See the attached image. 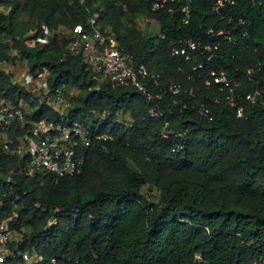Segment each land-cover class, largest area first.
<instances>
[{
  "label": "trees",
  "instance_id": "obj_1",
  "mask_svg": "<svg viewBox=\"0 0 264 264\" xmlns=\"http://www.w3.org/2000/svg\"><path fill=\"white\" fill-rule=\"evenodd\" d=\"M154 1L0 0V98L29 102V120L58 119L2 63L26 62L34 73L47 68L51 89L69 98L64 120L113 135L83 148L82 172L61 178L27 174L24 159L0 140V222L24 230V248L63 262L198 264L200 255L207 264H257L264 258V0H236L219 11L216 0H175L173 12L170 3L153 10ZM139 14L157 21L159 34L140 29ZM94 17V27L113 34L134 66L147 67V87L161 97L113 88L82 52H70L73 29L92 32ZM221 29L235 40L219 36ZM45 30L49 44H25ZM176 47L190 58L173 54ZM212 70L239 83L242 116L226 103L222 84L206 83ZM257 90L256 104L245 98ZM155 105L158 117L150 115ZM29 127H14L10 148Z\"/></svg>",
  "mask_w": 264,
  "mask_h": 264
},
{
  "label": "built area",
  "instance_id": "obj_2",
  "mask_svg": "<svg viewBox=\"0 0 264 264\" xmlns=\"http://www.w3.org/2000/svg\"><path fill=\"white\" fill-rule=\"evenodd\" d=\"M173 1L175 0H155L153 10L165 8L170 3L167 10L173 12L174 7L171 4ZM234 4H236V0H216L213 9L219 11L220 8L226 5ZM1 8L5 9L4 6ZM182 12L186 16L185 22L188 23L190 18L189 3L182 6ZM239 22L245 23L242 18L239 19ZM94 25L95 19L92 18V32L84 30L81 25L73 29L72 39L68 46L70 52H82V56L92 69L113 88L130 86L148 95L149 98L161 97L160 94L152 96L147 87L145 81L150 77L147 67L144 64L134 66L133 56L119 47L114 35L104 33L99 28H95ZM34 34H29L24 39L28 47L43 46L51 41L52 32L50 30H45L43 36L36 37ZM217 34L224 36L228 41L235 40L231 30L221 29ZM188 44L193 50L199 46L194 41H190ZM204 47L205 49L211 48L209 45ZM217 47L218 45L214 46V48ZM173 54L185 55L186 58H190L185 47L174 48ZM199 67H202V65ZM196 68L194 67V69ZM258 69H260V65ZM253 72L254 68L248 70L250 74ZM49 75L47 68L36 73L24 68L20 76L16 79L13 78V80L19 83L20 87L39 97L37 105L45 104L49 106L60 119L44 117L39 120H29L27 118V114L30 113L29 109H31L29 102L20 100L17 103H11L0 98V140L4 143L6 150L19 156L22 160L24 159L21 168L27 174L33 175L37 172H46L60 178L70 177L81 173L84 168L83 148L90 147L97 141L111 140L113 135L108 131L96 132L90 125L79 119L66 122L64 114L69 105V98L61 89L56 91L51 89ZM211 75L212 80H206V83L211 84V81H213L222 84V88L228 90L226 103L236 108L237 116H242L244 109L242 105H238L235 94L239 83L230 79L223 70H212ZM170 88L174 91L178 89L177 86H171ZM260 94L259 90L254 93L249 92L245 98L256 104L257 96ZM199 113L210 120L212 119L211 113L206 107H201ZM150 115L158 117L159 106H152ZM117 120L120 121L121 117H118ZM168 125L169 121H166L165 127L167 128ZM16 126L21 129H25L27 126L30 127L18 137L13 148H10V133ZM167 136L168 131L165 133V137ZM23 240L24 230L12 228L9 221L0 222V264H82L79 259H69L63 262L54 257L45 258L37 250L24 248L22 246ZM196 259L199 260L198 264H207L200 255H196ZM257 264H264V258L258 261Z\"/></svg>",
  "mask_w": 264,
  "mask_h": 264
},
{
  "label": "rangeland",
  "instance_id": "obj_3",
  "mask_svg": "<svg viewBox=\"0 0 264 264\" xmlns=\"http://www.w3.org/2000/svg\"><path fill=\"white\" fill-rule=\"evenodd\" d=\"M94 19L96 21V17H94ZM135 21L140 29L144 30L146 33H149L150 35H157L160 32L159 23L153 19H150L147 15L139 14L136 17ZM25 67H27V63L26 62L21 63L20 61L12 64L5 63V65L3 66L5 70H7L12 74L14 79L18 78L19 73H21ZM30 111L31 109H29V112ZM123 116L126 117V114L124 113Z\"/></svg>",
  "mask_w": 264,
  "mask_h": 264
},
{
  "label": "crops",
  "instance_id": "obj_4",
  "mask_svg": "<svg viewBox=\"0 0 264 264\" xmlns=\"http://www.w3.org/2000/svg\"><path fill=\"white\" fill-rule=\"evenodd\" d=\"M4 65H5V62H4V63H2V67H3ZM20 74H21V73H19V76H20Z\"/></svg>",
  "mask_w": 264,
  "mask_h": 264
}]
</instances>
